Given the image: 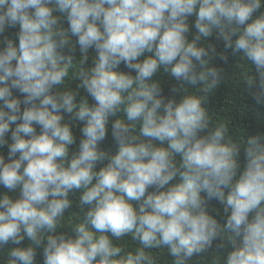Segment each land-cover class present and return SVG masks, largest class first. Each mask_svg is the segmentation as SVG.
<instances>
[{
	"label": "clouds",
	"instance_id": "9594fccd",
	"mask_svg": "<svg viewBox=\"0 0 264 264\" xmlns=\"http://www.w3.org/2000/svg\"><path fill=\"white\" fill-rule=\"evenodd\" d=\"M230 56L264 107V0H0L6 264H264V130L206 106Z\"/></svg>",
	"mask_w": 264,
	"mask_h": 264
},
{
	"label": "trees",
	"instance_id": "16d2710c",
	"mask_svg": "<svg viewBox=\"0 0 264 264\" xmlns=\"http://www.w3.org/2000/svg\"><path fill=\"white\" fill-rule=\"evenodd\" d=\"M218 66L224 67L225 76L224 82L220 87L213 93L208 94L207 97L208 103L206 106L212 120L214 122H227L231 134L237 139L246 138L257 130H264V107L257 106L251 100L247 94L246 85L243 81L242 74L248 71L246 62L241 60L239 56H230L226 65L218 64ZM157 78L161 80V85L164 88L165 94H167L169 87L175 84L174 81H170L162 72ZM66 83H69L72 88H75L76 83L78 82L66 81ZM73 134L78 143L80 134L77 127L73 128ZM112 146V140L109 134L106 140L101 143L100 147L102 150H106ZM74 147L75 146H70V151L73 150ZM6 191V189L0 187V192ZM10 195L13 194L10 193ZM69 198L73 200V204L65 211L58 232L71 234L70 229L72 225L81 222L82 213L79 207H77L78 196L70 195ZM211 208H216L217 210L222 211L215 201L211 202L210 210ZM114 243L124 245L129 249L139 246L138 243L132 241L130 237H126L119 242L114 241ZM26 244L27 240L24 241V245ZM10 247H12V245L8 246V248ZM8 248H5L3 253H0V264H6ZM152 252L153 255L157 257L158 264H170L171 258L167 257L166 254H161L157 250H152ZM213 255H215L214 252L209 254L203 264H211Z\"/></svg>",
	"mask_w": 264,
	"mask_h": 264
}]
</instances>
